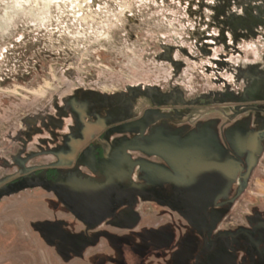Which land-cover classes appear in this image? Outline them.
<instances>
[{"label": "rangeland", "instance_id": "obj_1", "mask_svg": "<svg viewBox=\"0 0 264 264\" xmlns=\"http://www.w3.org/2000/svg\"><path fill=\"white\" fill-rule=\"evenodd\" d=\"M262 95L264 0H0V185L57 162L76 124L72 108L90 99L129 97L131 113L142 111L147 123L157 121L147 107L177 100L184 108L162 110L187 120L176 135L232 146L248 123L230 121L241 112L234 104ZM165 128L154 124L149 135ZM156 159L142 152L146 181L155 179ZM263 179L262 162L225 226L243 221ZM17 188L0 195V264H61L58 232L82 236L83 224L53 192ZM159 209L150 199L138 207L148 218ZM143 255L142 264H159L156 254Z\"/></svg>", "mask_w": 264, "mask_h": 264}, {"label": "flooded vegetation", "instance_id": "obj_2", "mask_svg": "<svg viewBox=\"0 0 264 264\" xmlns=\"http://www.w3.org/2000/svg\"><path fill=\"white\" fill-rule=\"evenodd\" d=\"M130 99H90L72 108L76 124L56 149L57 162L19 173L0 185V192L34 183L45 190L52 182L63 188L102 186L91 199L92 207L63 197L74 212L55 195L83 224V229L78 226L82 236L58 232L61 264H142L143 254L150 253L158 256L159 264H264V193L248 205L242 222L223 224L264 164V100L234 104L241 112L226 117L232 122L247 117L248 123L228 146L211 138L176 135L174 129L187 120L162 110L184 108L177 100L155 101L146 110L154 111L157 121L145 123L142 111L131 113ZM154 124L167 128L150 136ZM131 150L139 157L129 155ZM142 152L157 158L154 181L142 178ZM134 165H141L139 178L132 177ZM82 196L92 198L89 193ZM143 199L156 202L159 213L142 215L138 207Z\"/></svg>", "mask_w": 264, "mask_h": 264}, {"label": "water", "instance_id": "obj_3", "mask_svg": "<svg viewBox=\"0 0 264 264\" xmlns=\"http://www.w3.org/2000/svg\"><path fill=\"white\" fill-rule=\"evenodd\" d=\"M232 101H236V99H232ZM66 182L67 181H65L64 183H66ZM37 184L38 183L25 184V185H21L20 184V186H18L17 189H21L23 187H34V186H37ZM46 185H47L46 189L49 190V191H52L67 206H69V205H68V203L65 200L62 199L63 197H68L71 200L76 199L80 203L88 202L89 203V207H92L93 203L91 201L95 198L97 189L100 190L102 188V186L94 187L92 184L91 185H87L86 183H83L82 185H80V188H75V187H73V188L64 187L63 188L61 185H59L57 183H54V182L46 184ZM132 185H134V183ZM5 192L9 193V191H5ZM142 192H143V194L147 193V191H144V190H142ZM88 193L92 195V198L88 199L87 197H83L82 196V194H88ZM3 194H4V191L0 192V195H3ZM68 209L70 211L74 212L73 209H71L70 206H69Z\"/></svg>", "mask_w": 264, "mask_h": 264}, {"label": "crops", "instance_id": "obj_4", "mask_svg": "<svg viewBox=\"0 0 264 264\" xmlns=\"http://www.w3.org/2000/svg\"><path fill=\"white\" fill-rule=\"evenodd\" d=\"M147 218H148V216H147Z\"/></svg>", "mask_w": 264, "mask_h": 264}]
</instances>
